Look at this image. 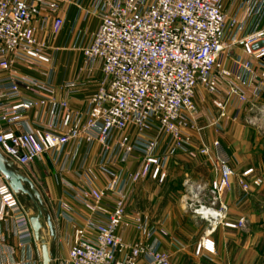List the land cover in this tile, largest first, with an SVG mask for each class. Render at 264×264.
<instances>
[{
	"label": "built area",
	"instance_id": "obj_1",
	"mask_svg": "<svg viewBox=\"0 0 264 264\" xmlns=\"http://www.w3.org/2000/svg\"><path fill=\"white\" fill-rule=\"evenodd\" d=\"M86 2L0 0V149L21 167L47 158L57 174L73 178L62 180L64 193L85 212L60 201V215L72 232L66 235L68 257L58 264H171L158 237L167 234L164 227L129 210L128 188L149 178L164 183L170 158L195 149L215 162L218 176L207 202L205 188L188 192L190 207L228 228L245 226L244 217L225 220L228 208L221 204L236 176L229 154L219 139L212 146L197 143L188 130H203L198 123L207 119L222 131L230 105L237 110L233 119L245 108L264 114V0H229L230 9L226 0ZM70 6L100 23L84 46L85 32L76 31L73 48L82 51L83 64L76 78L61 85L60 97L49 41L61 33ZM96 72L102 74L97 90L84 110H74L70 95ZM202 90L213 96L217 117L195 103ZM96 145L104 186L88 166ZM136 156L134 171L114 169ZM253 173L249 168L239 176V202L251 183H263L259 177L250 183ZM195 199L202 202L194 206ZM7 219L15 220L21 239L34 236L27 209L2 176L0 221ZM130 229L139 233L136 240L125 237ZM195 252L215 253L214 241L203 238Z\"/></svg>",
	"mask_w": 264,
	"mask_h": 264
},
{
	"label": "crops",
	"instance_id": "obj_2",
	"mask_svg": "<svg viewBox=\"0 0 264 264\" xmlns=\"http://www.w3.org/2000/svg\"><path fill=\"white\" fill-rule=\"evenodd\" d=\"M89 3L90 0H87L86 6ZM226 8H231L229 0H226ZM99 23L98 17L85 18L75 6H70L61 33L49 41L54 54L52 82L59 88L60 97L63 96L61 85L76 78L83 64L82 51L78 47L73 48L76 31L82 29L85 32L82 43H80V46H84L97 30ZM62 50L70 51V58L66 64L67 71L57 69L58 55ZM74 52H79V56L77 55L79 63L72 64L76 60ZM101 78L102 74L96 72L92 80L70 95V104L74 110L85 109L89 98L97 90ZM202 91L196 95L195 103L200 109L217 117L219 111L212 103L213 96ZM202 96H205L206 101H202ZM246 112H249L248 108L243 109L240 116L233 119L237 110L235 106L230 105L228 107L230 119L224 122L222 131L219 132L215 126H208L207 119H202L198 123L203 130H188L197 143L204 141L212 146L213 141L219 139L229 154L236 176L232 178L230 188L224 193L221 204L228 208L225 220L237 221L244 217L246 219L244 227L228 228L220 219L215 220L213 216L201 218L190 207V193L188 192H195L198 186L205 188L207 190L205 202H207L210 198L208 192L210 184L218 176L215 162L199 154L195 149L193 154L179 152L170 158L166 167L167 180L165 183L149 178L128 188L129 210L139 211L147 218L151 226L164 227L167 234H159L158 237L161 239L162 250L170 254L171 264H264V126L261 125L260 130L255 128V131H252V122L242 118L244 114H247ZM150 134L155 135L156 132L151 131ZM168 142V137L162 139V151L167 147ZM99 152L100 146L96 145L88 166L97 183L104 186L107 183V177L96 167ZM40 161L50 166L45 182L49 198L47 201L44 200V206L52 216L56 236H50L48 229H45L44 233L53 239L49 245L53 262L58 263L68 257L69 246L66 242V235L72 232L71 224L60 215L59 203L65 200L76 211L85 212V209L64 193L65 186L62 180L68 179L71 182L74 181L73 178L57 174L47 158ZM139 164V157L136 156L126 163L114 166V169L134 171ZM16 167L24 169L26 175L32 180L28 167H21L18 164ZM249 168H253L254 173L247 178L248 181L251 183L259 177L262 178L263 183L260 186L251 183L249 195L239 202L243 192L238 179ZM0 177H2L1 174ZM136 195L142 201L139 208L134 206ZM201 202L195 199L194 206ZM217 208L219 206H216ZM125 237L133 241L139 237V233L130 229ZM205 237H210L214 241L215 253L204 252L202 255H196V246ZM35 249L40 254V245L34 236L25 239L19 237L14 219L0 221V263L41 264V261L35 257Z\"/></svg>",
	"mask_w": 264,
	"mask_h": 264
},
{
	"label": "water",
	"instance_id": "obj_3",
	"mask_svg": "<svg viewBox=\"0 0 264 264\" xmlns=\"http://www.w3.org/2000/svg\"><path fill=\"white\" fill-rule=\"evenodd\" d=\"M0 174L19 198L30 197L34 202L35 211L33 213H31L30 208H27L34 239L40 245L42 264H52V252L49 241L44 235V230L48 229L50 236L55 237V225L52 216L46 211L40 192L30 177L26 175L25 170L18 169L15 162L8 158L1 149Z\"/></svg>",
	"mask_w": 264,
	"mask_h": 264
},
{
	"label": "rangeland",
	"instance_id": "obj_4",
	"mask_svg": "<svg viewBox=\"0 0 264 264\" xmlns=\"http://www.w3.org/2000/svg\"><path fill=\"white\" fill-rule=\"evenodd\" d=\"M69 53H70V51H65V50L60 51V53L58 55V67H57L58 70L67 71L68 66H66V64H68L67 60L70 58ZM73 54L75 55L76 60L72 64L79 63V58L77 57L79 52H74ZM262 101L263 102H262V105L260 106V110L264 111V108H263L264 107V96H263ZM246 113L247 114H244L242 118H245L248 120L249 118L253 117V119L255 120V122L252 123L251 130L255 131L254 130L255 128L257 130H260L261 125H263L264 114L260 111L252 112V114L250 112H246ZM250 114H251V116H250ZM27 167L31 173L32 180L34 181V184L36 185V188L40 192L43 200L47 201V199L49 198V193L47 191V187H46L45 182H46V177L48 176V167H50L49 164L48 163L44 164L41 161H36ZM134 201H135L134 206L136 208H139V204H141L142 201L138 195H136ZM21 202L25 206L26 209L30 208L31 213H33L35 211L34 202L32 201V199L30 197L22 198ZM44 235L47 237L49 242L53 240L51 237H49V235L47 236L46 233H44ZM35 253H36L35 257L38 260H40L41 264H42L41 251L39 254L37 252V249H35ZM64 259H66V258H64ZM52 264H58V263L52 262Z\"/></svg>",
	"mask_w": 264,
	"mask_h": 264
}]
</instances>
